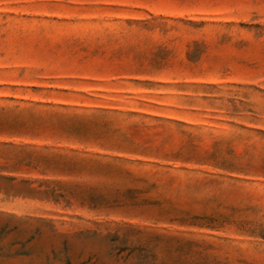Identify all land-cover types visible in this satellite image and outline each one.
<instances>
[{
  "label": "rangeland",
  "instance_id": "obj_1",
  "mask_svg": "<svg viewBox=\"0 0 264 264\" xmlns=\"http://www.w3.org/2000/svg\"><path fill=\"white\" fill-rule=\"evenodd\" d=\"M0 264H264V0H0Z\"/></svg>",
  "mask_w": 264,
  "mask_h": 264
}]
</instances>
